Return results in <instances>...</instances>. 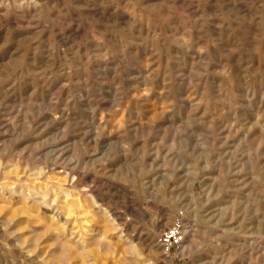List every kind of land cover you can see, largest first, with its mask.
<instances>
[{
	"label": "rangeland",
	"instance_id": "1",
	"mask_svg": "<svg viewBox=\"0 0 264 264\" xmlns=\"http://www.w3.org/2000/svg\"><path fill=\"white\" fill-rule=\"evenodd\" d=\"M138 263L264 264V0H0V264Z\"/></svg>",
	"mask_w": 264,
	"mask_h": 264
},
{
	"label": "built area",
	"instance_id": "2",
	"mask_svg": "<svg viewBox=\"0 0 264 264\" xmlns=\"http://www.w3.org/2000/svg\"><path fill=\"white\" fill-rule=\"evenodd\" d=\"M185 238L184 224L178 221L159 236L157 244L166 256H170L172 251H178L183 247Z\"/></svg>",
	"mask_w": 264,
	"mask_h": 264
},
{
	"label": "bare ground",
	"instance_id": "3",
	"mask_svg": "<svg viewBox=\"0 0 264 264\" xmlns=\"http://www.w3.org/2000/svg\"><path fill=\"white\" fill-rule=\"evenodd\" d=\"M44 197V196H43ZM66 197L68 198L69 197V195H66ZM56 200V199H55ZM67 200V199H66ZM68 202V201H67ZM54 203H55V201H54ZM53 204V203H52ZM70 213H71V211L68 209L67 211H66V215L67 216H69L70 215ZM109 214V213H108ZM52 217V216H51ZM52 218H54V217H52ZM51 218V219H52ZM67 220V219H66ZM112 220V219H111ZM67 222V221H66ZM65 224H67V223H65ZM66 228V227H65ZM72 229V228H71ZM199 229V228H198ZM121 239V241H122V238H119V240ZM123 243H127V241L126 240H123ZM65 244V243H64ZM129 245V244H128ZM130 246V245H129ZM128 246V247H129ZM191 247V246H190ZM135 248V247H134ZM132 249H133V247H132ZM162 253H164L163 251H162ZM166 257H170V256H166ZM70 259V258H69ZM147 262H149V261H147ZM151 263V262H150ZM139 264V263H138ZM148 264V263H147Z\"/></svg>",
	"mask_w": 264,
	"mask_h": 264
}]
</instances>
